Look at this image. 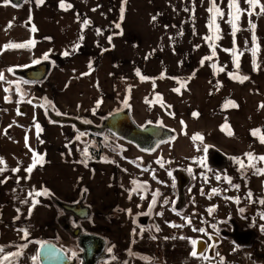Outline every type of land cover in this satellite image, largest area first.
<instances>
[{
  "label": "crops",
  "instance_id": "obj_1",
  "mask_svg": "<svg viewBox=\"0 0 264 264\" xmlns=\"http://www.w3.org/2000/svg\"><path fill=\"white\" fill-rule=\"evenodd\" d=\"M12 2L19 7L3 6L0 0V73L4 76L0 80V158L5 162L0 168L6 169L0 173V180L4 181L0 183V248L4 249L0 258L20 252L17 247L29 242V238H34V242L3 264H39L38 242L67 240L55 224L57 208L51 199L76 204L83 198V206L90 212L86 224L97 227L95 232H87L106 239L111 249L110 260L105 264H135L134 252L148 250L123 242L119 224L107 218L119 205L116 163L79 160L74 128L57 122L81 119L97 124L104 116L123 109L138 125L160 120L165 123L151 102L159 97L167 103L161 93L142 94L143 114L134 113L135 107L127 99L130 94H126L134 84L149 86L154 79L186 84L181 91L187 94L172 96L190 99L186 118L192 125V137L201 134L203 145L232 160H246L245 153L264 156L259 136L252 135L254 129L264 135V108L259 107L264 104V13H260L259 6L251 10L244 0H239L241 9L253 14L243 12L233 33L228 23L233 18L229 15L233 11L228 7L229 0H216L224 15H217L211 27V18L216 15L207 11L212 7L211 0H64L71 5L67 10L60 7L61 0H44L39 6L35 0ZM260 4L264 5V0ZM85 20L89 21L86 26ZM249 22L255 25L254 29ZM33 25L36 32L31 31ZM29 40L36 42L34 47L4 48ZM210 45L215 46V56L201 65L204 57L212 56ZM253 48L257 49L255 57ZM66 51L69 55H64ZM46 53L48 58L44 59ZM40 63L49 64L43 82H19L14 77L16 70ZM220 67L225 70L220 72ZM228 73L249 79L240 83ZM141 76L148 79L142 80ZM12 82L19 83L17 89ZM228 101L238 107H225ZM167 104L172 113L169 124L175 125L180 118L174 104ZM193 112L198 116L194 117ZM181 120L184 125L179 129L170 128L177 132V138L191 144L193 139L186 137L187 124ZM225 123L233 135L221 130ZM36 124L41 129L39 138ZM181 130L185 135H181ZM29 148L44 157L43 164H37L31 173L25 171L32 164L33 152ZM16 168L19 171L13 172ZM43 189L50 195L35 197L39 203L29 214V193ZM26 221L32 231H27L24 239L23 232L12 228L25 227ZM244 255L245 264H260L259 253L254 249ZM198 259L197 264H206L202 257Z\"/></svg>",
  "mask_w": 264,
  "mask_h": 264
},
{
  "label": "flooded vegetation",
  "instance_id": "obj_2",
  "mask_svg": "<svg viewBox=\"0 0 264 264\" xmlns=\"http://www.w3.org/2000/svg\"><path fill=\"white\" fill-rule=\"evenodd\" d=\"M19 71L22 70H16L13 73L14 77L19 82L37 83L24 80L17 75ZM11 85L13 88L17 89L19 83L12 82ZM17 92L19 91L17 90ZM162 101L164 106H161L158 97H154L151 102L163 112L161 114H165L168 118H171V108L168 107L169 105L163 99ZM123 111L129 114L132 122L139 128L156 126L161 127V129L172 131L173 134L171 139L157 145L155 150L149 154V152L142 151L134 144L123 142V140L119 139L107 129L98 133L97 131L87 130L88 128H101L107 117ZM59 120L61 119H58L57 122H59ZM67 120L76 122L80 128L74 124H64L71 125L76 134H86L87 137L83 144L86 146V154L85 150L81 152L79 160L86 163H105L114 161L117 165L116 186L119 191V205L108 214L107 218L109 220H115L119 224L122 233L123 224L130 221L132 224L134 223L137 225L134 229L128 231V239L125 242L127 244L130 243L133 248L146 247L148 250L134 252L133 259L136 262L135 264H172L169 261V257H166V244L179 243L181 241L187 243L190 249L189 256L191 257L193 251L191 240L193 239L198 241L195 250L202 251L201 254H197V256L193 257L203 258L205 256L210 261L209 264H217L216 261H213L217 258H221L220 256L223 255H226L225 258H228L227 256L230 255L231 257H237L241 260L240 264H245L244 254L251 248L259 253L260 264H264V240H258L251 231L240 229L238 223L234 222L232 219L217 220L216 218L214 222L211 221L212 217L209 215L208 209H214L211 212V216H213L220 207L218 204H215L216 200L230 202L228 196L229 194L231 195L233 191L234 174L240 172L239 166H235L237 162H234V160L227 155L220 153L211 146L207 153H205L203 151L205 145H203L200 140H191L189 141L191 144H185L186 141L177 139V132L166 126L162 120L156 122L148 121V123L138 125L132 119L128 110L122 109L108 114L97 122V124H92L89 121L81 119ZM181 135H185L184 130H181ZM90 137L91 139H97V141L91 140ZM112 140H114V142ZM101 141L108 148H111V145L115 147L112 148L115 152L113 159L104 153L105 150L102 144H100ZM76 142L75 136V143ZM262 145L264 146V144ZM126 146L127 148H125ZM79 148L80 147L76 145L78 155L81 151ZM127 153H130V155ZM158 160L163 163V167H161L160 163H157ZM200 161H203V166ZM151 166L155 169L153 172L150 171ZM145 168H147L148 171H144ZM189 169H191V172L188 171ZM169 172L172 173L171 176L168 175ZM153 176H155V179ZM217 176L220 177L219 180L216 179ZM226 177L231 178V184L228 183ZM133 181L138 183H133ZM126 188L129 189L128 193H126ZM212 189H217L218 194H213ZM202 191L203 194H201ZM154 193H158V195H156V203L151 207V210H149V205L152 203ZM123 196H125V200L128 199V196L131 198L133 197V203L128 208L121 204L124 202ZM141 197H143V199H141ZM81 199L80 205L85 208L83 206V198ZM165 200L168 201L167 204L164 203ZM143 201H145V203H143ZM204 202L206 203V207L203 208V205H205ZM210 203H213L212 206H210ZM61 205L72 206L64 202H62ZM232 205L234 206L235 204L232 203ZM201 207L203 209H201ZM177 208L179 210L178 212L176 211ZM60 209L65 210L61 207ZM128 210H131V212L129 213ZM67 212L80 220L75 214L69 211ZM131 213H134V216H131ZM157 213H162V215H158ZM177 213L180 214L178 215ZM89 217L90 212L88 210L87 218ZM129 217L131 218L129 219ZM183 217L190 218L191 223H186ZM85 220L87 221L88 219ZM63 224L67 228L69 227L66 221H64ZM171 225L183 226L173 227ZM213 225L227 227L229 230L217 231L214 229ZM193 228H203L206 234L193 231ZM87 235L96 234L80 232V236ZM209 237H211V240H209ZM75 241L78 248L75 255H73L74 251L71 248H60L56 241L45 242L43 244H50V246L62 250L69 260L75 259L76 264H81L79 255H81L82 251L78 246L77 239H75ZM255 243L259 245V249L253 248ZM210 245H214V247H210ZM107 246L106 241L103 251L105 259L100 261L99 264H105L110 258ZM172 249L167 252L168 255H170V252L172 253ZM218 252H220L219 256H217ZM179 254L180 251L178 252V255ZM251 258L254 259V255H251Z\"/></svg>",
  "mask_w": 264,
  "mask_h": 264
},
{
  "label": "rangeland",
  "instance_id": "obj_3",
  "mask_svg": "<svg viewBox=\"0 0 264 264\" xmlns=\"http://www.w3.org/2000/svg\"><path fill=\"white\" fill-rule=\"evenodd\" d=\"M151 57V56H149ZM142 82L138 83V84H134L130 90L126 93V94H130L128 96V100L132 102V104L134 105V113H137L139 115V113L143 114V106H142V102L143 99L140 98V96L142 94H164L165 95V100L167 101V103H171L174 104V111L177 113L178 118L177 122L175 125H170L169 121H168V117L164 114H162V118L165 121V124L168 125L169 127L173 126L174 128H180V126H183L184 123H181V119H183L185 121L186 128H187V138H192V125L190 124V122H188L187 118H186V113L188 112V110L190 109V99L188 97H186V100L183 99H178L172 96V94H187V93H182V87L180 86L179 83L175 82V81H157L156 79L152 80L151 83H149V86H143L142 87ZM170 86H172L170 88ZM174 88H180V92L177 93L175 91H173ZM137 94V95H135ZM157 108V113H163L162 111H160V109L156 106ZM76 145L77 147H80L79 149L81 150L79 153V156H81V152H83L85 150V147L83 144L85 143L87 137L86 134L81 135V134H76ZM79 136V139H77V137ZM91 139V137H90ZM177 139L183 140L182 137H178ZM93 141H97V139H91ZM114 142V140H112ZM100 144H102L103 148H104V153L107 154L111 159H113L114 157V146L111 148L106 147L103 142L101 141ZM125 146V145H124ZM127 148V146L125 147ZM80 159V157H79ZM234 162H236V160H234ZM245 167L242 169L240 167V165L237 163L235 164V166H239L240 168V172L239 173H235V179L233 182V185H239V188L233 187V191L232 194L228 196V199H230V202H225V201H221V200H216L215 204H218L220 207L219 209H217L218 211L216 212V214L213 216L210 215L211 221L216 220H226V219H232L234 222L238 223L239 228L243 229V230H248L253 232V234L257 237L258 240H264V231H262V227H264V219L261 218V213H264V204H261L259 201L264 200V175H259V174H254V169L251 167H248L249 164V160L246 159L243 161ZM253 163H255L256 168H262L264 169V161H253ZM149 165V163H148ZM155 169L151 166L150 167V171L153 172ZM242 171V172H241ZM128 175V174H127ZM128 178V177H127ZM129 192V189L126 188V193ZM249 193H251V197H249ZM48 196H46L47 198ZM124 197V202L121 203L124 207L128 208L129 206H131V204L133 203L132 198L131 197H127L128 199L125 200V196ZM237 198L238 201L237 202ZM51 201L54 203L55 207L57 208V220L55 221V224L59 227V230L62 231L63 236L66 237V241H61L60 238H57L56 241L57 245L60 248H64L66 249L67 247L71 248L74 253H76L78 251V248L76 246V241L75 238L71 235L72 232H74L76 229H79L80 232H87V231H96L97 227H93L92 225H90V227L86 224V220H82V219H77L76 217H74L73 215H71L70 213H68L65 210L60 209V204L62 202L58 201V200H52ZM143 203H145V201H143ZM232 203H234L235 205L233 206ZM205 205H203V208L206 207V203L204 202ZM213 203H210V206H212ZM67 205H74V204H70L67 203ZM209 206V205H208ZM201 207V209H203ZM243 208L244 211L241 212L240 209ZM177 212L179 211L178 208L176 210ZM131 216H134V213H131ZM131 217H129L130 219ZM89 220V218H87ZM66 221L67 224L69 225V227L67 228L66 226H64L63 222ZM124 222V221H123ZM25 227H14L12 228L15 231H32V227L28 226L26 224L29 223V221L24 222ZM126 223V222H125ZM213 224V223H212ZM135 226H137L136 224H132V222H127L126 224H123V233L121 236V240L123 242H125L128 239V231L130 229H134ZM215 230L220 231V230H229V228L227 227H221V226H215L214 227ZM9 232V231H8ZM11 233V232H9ZM29 242H27L26 244L23 245H19L17 248L19 249L20 253L22 252V249L24 247H27L30 243L34 242V238H29L28 239ZM106 240V239H105ZM37 243V242H35ZM45 243L44 241L42 242H38L37 245H39V247ZM173 248V249H172ZM255 249H259V245L258 244H254ZM108 249V246H107ZM166 249L167 252L172 249V253L170 252V255L167 254L166 252V257H169V261L172 264H197L198 262V257H193V256H189V247L187 245V243L185 241H181V242H175V243H169L166 244ZM180 251V254L178 255V252ZM175 252V253H174ZM108 253L110 254V252L108 251ZM174 253V255H173ZM237 253V252H236ZM235 253V254H236ZM220 255V252H218L217 256ZM237 255V254H236ZM111 257V256H110ZM172 257V258H171ZM221 258H217L219 261H223V264H240V259H238L237 257H231L227 256L228 258H225L226 255L220 256ZM217 259H215L213 262L216 261L217 264H221V262H219ZM110 260V259H109ZM108 260V261H109ZM203 262H205L206 264H209L210 261L207 259V257L205 258V256L203 257ZM107 263V262H106Z\"/></svg>",
  "mask_w": 264,
  "mask_h": 264
},
{
  "label": "snow or ice",
  "instance_id": "obj_4",
  "mask_svg": "<svg viewBox=\"0 0 264 264\" xmlns=\"http://www.w3.org/2000/svg\"><path fill=\"white\" fill-rule=\"evenodd\" d=\"M25 2H27V0H25ZM126 2H127V0H124V3H126ZM244 2H245L246 4L249 5V8H250L251 10H254L257 6H259V7H260V13H264V5L260 4V0H244ZM35 3L37 4V6H39V5H42V4L44 3V0H35ZM211 4H212V7H209L207 11H208L209 13H213V12H214L216 15H213V16H212V18H211V23H210L209 27H211V24H212V23H215V20H216V16H217V15H219L220 17H223V15H224V13H223V12L220 10V8L216 5V0H211ZM9 5L12 6V7H19V5L13 3L12 0H3V6H9ZM60 7L63 8V9H65V10H67L68 8L71 7V5H70V4H67V5H66L65 2H64V0H61V2H60ZM228 7H229L230 9L233 10V11H231V12L229 13V15L232 16L233 18L230 19V20L228 21V23L232 26L233 33H235V31L237 30L236 21L239 19L240 15L243 14V12H245V11H247V14H248L249 16H251L253 13H252V11L245 10V9H241V7H240V3H239V0H229ZM94 10H95V9H94ZM123 11H124V9H123V7H122V8H121V19H123ZM153 19H155V17H153ZM88 23H89V21H87V20L83 21V24H84L85 26H86ZM249 23H250V27H251L252 29H254V28H255V25H254V24H251V22H249ZM8 27L11 28V27H12V24L9 23ZM116 27L119 28L120 25L117 24ZM217 27H218V25H217ZM31 31H32V32H36V31H37V29L35 28L34 25L32 26ZM97 33L100 34V33H99V30H97ZM108 39H109V42H111V37H109ZM205 39H211V37H205ZM255 39H256V38H255V36L253 35V42H255ZM35 43H36V42H35L34 40H29V41H28L27 43H25V44H15V43H11V44L5 45L4 48L7 49V48H25V47H34ZM77 47H78V46H77ZM210 47L213 48L212 56L204 57V58L201 60V65H203L204 60H210V59H212L213 56H215V46H214V45H210ZM256 50H257L256 48H253V49H252V54H253L254 57H255V54H256ZM225 51H230V50H225ZM233 54L235 55V53H233ZM64 55H69V53L66 51V52H64ZM43 58H44V59H47V58H48V54L46 53V54L44 55ZM34 62L38 63L39 61H34ZM253 63H254V68H255V61H254ZM212 67H213L214 69H216V68H217V65L213 64ZM236 67H237V69L239 68L238 57H237ZM89 68H91V64H89ZM218 70H219L220 72H223L225 69H224L223 67H220ZM9 71H12V70L9 69ZM136 74H137L138 76H140V73H139L138 70H137V73H136ZM83 75H87V73H85V74H83ZM228 75H229V77L232 78V79H238L240 83H243L245 80L249 79V77H247V76H242V77H241V76H239V75H234L233 73H228ZM3 79H4L3 73H0V80H3ZM141 79H142V80H146V79H148V78H147V77H143V76H141ZM181 87H186V84L181 83ZM5 91H8V90L5 89ZM173 91L179 93V92H180V88H174ZM5 99L7 100L8 98L5 97ZM158 99H159V102L161 103V106H164V105H163V101H162V99H160L159 97H158ZM28 102L31 103V101H28ZM100 103H101L100 101L97 102V107H99V104H100ZM125 103H126V102H125ZM146 103H149V101L146 100ZM229 104H231V106H233V107H238V106L235 104L234 101H228V102H226V104H225L224 106H225V107H228ZM41 107H43V105H41ZM168 107H170V106H168ZM259 107L264 108V104H261ZM56 114H57V115H61V113H59V112H57ZM192 115H193L194 117H196V116H198V113L193 112ZM181 123L183 124V121H181ZM35 127H36V129H37V137L39 138V132L41 131L40 126H39V124H36ZM221 130H222V131H226V132H227V135H229V136L233 135V133H232V131L230 130V128H229V126L227 125V123H225V125H222V126H221ZM81 135H83V134H81ZM252 135H254V136H259L260 142H261L262 144H264V135H261V134H260V129H254V130H252ZM77 139H79V136L77 137ZM192 139H193V141L200 140V141L202 142V141H203V136H202L201 134H195V135L192 137ZM41 143H42V141H41ZM26 147H27V137H26ZM209 147H210V146L205 145L204 148H203V151H204L205 153H207ZM198 150H199V149H198ZM29 151H32V152H33V156H32V164H31L29 167H27V168L25 169V171L28 172V173H31V172L33 171V168H35V167L37 166V164H40V165L43 164V162H44V157H43V155L38 154V153H36L35 151H33L31 148H29ZM85 154H86V150H85ZM245 156H246V157L248 158V160H249L248 167H251V168L254 169V174L264 175V169H262V168H256L255 163H253V161H256V160L264 161V156L255 157V156H253L252 153H245ZM233 159L236 160V162L240 165V167H241L242 169L245 167L244 162H243L242 160H240L239 158H233ZM4 163H5V162H4L3 158H0V165H3ZM157 163H160L161 167L164 166L163 163H162L160 160H158ZM200 163H201L202 166H203V161H200ZM85 166H87V165H85ZM5 170H6L5 168H0V173H2V172L5 171ZM12 171H13V172H17V171H19V168L12 169ZM144 171H148V169L145 168ZM188 171L191 172V169H189ZM168 175L171 176L172 173L169 172ZM153 178L155 179V176H153ZM216 179L219 180L220 177L217 176ZM226 179H227L228 183L231 184V178H227V177H226ZM3 182H4V181L0 180V183H3ZM133 183H138V182L133 181ZM233 187L239 188V185H233ZM85 191H87V190L85 189ZM212 193H213V194H218V190H217V189H212ZM201 194H203V191H202ZM41 195H50V193H49V191H48L47 189H43L42 191H36V192H30V193H29V196L32 197V200H31V205H32V207L29 208V214L31 213L32 208H34V207L36 206V204L39 203V201H38L37 199H35V197H38V196H41ZM156 195H158V193H154V194H153V200H152V203L149 205V210H151V207L156 203ZM249 197H251V193H249ZM141 199H143V197H141ZM24 202L27 203L28 201H24ZM237 202H239V201H238V198H237ZM259 202H260L261 204H264V200H261V201H259ZM164 203L167 204L168 201L165 200ZM173 210H175V209H173ZM213 210H214V209H212V208L208 209V211H209L210 214H211V212H212ZM128 211H129V213L131 212V210H128ZM240 211L243 212L244 209L241 208ZM17 212H19V209H17ZM157 214H158V215H162V213H157ZM177 214L179 215L180 213H177ZM260 215H261V218L264 219V213H261ZM18 218H19V217H17V219H18ZM183 219H185L186 223H188V224L191 223V219H190V218H188V217H183ZM171 226H173V227H182L183 225H171ZM213 227H215V225H213ZM157 230H159V229H157ZM192 230H193V231H198V232H201V233H205V229H203V228H200V229L193 228ZM261 230L264 231V227H262ZM205 234H206V233H205ZM27 237H28V232H27V231H24V232H23V238H24V239H27ZM209 240H211V237H209ZM191 243H192V245H193V251H192L191 254H192V256H197V251L195 250V246H196V244L198 243V241L195 240V239H193V240H191ZM210 247H214V245H210ZM3 251H4V249H3V248H0V252H3ZM108 251L110 252L111 249H108ZM20 254H21L20 252H16V253H9V254L3 256L2 258H0V264H3L4 261H8V260H9V257L18 256V255H20ZM73 255H75V253H73ZM205 258H206V257H205ZM32 259L35 261V260L37 259V257L34 256V257H32ZM221 264H223V261H221Z\"/></svg>",
  "mask_w": 264,
  "mask_h": 264
},
{
  "label": "water",
  "instance_id": "obj_5",
  "mask_svg": "<svg viewBox=\"0 0 264 264\" xmlns=\"http://www.w3.org/2000/svg\"><path fill=\"white\" fill-rule=\"evenodd\" d=\"M13 1V0H12ZM23 0H19L21 3ZM48 64L40 63L30 68L24 69L17 73L18 76L29 82H40L45 79L48 73ZM59 122L74 124L78 128L79 125L71 120L61 119ZM105 129L112 132L123 142L136 145L139 149L145 152H153L157 145L171 139L173 132L167 129H161L156 126H145L139 128L136 126L127 112H118L107 117L102 124L101 128L94 129L88 128L89 131L102 132ZM61 208L69 211L80 219L84 220L88 217V209L83 208L80 203L72 206L59 205ZM71 235L77 239L78 246L81 249L79 259L81 264H99L100 261L105 259L103 251L106 245V240L97 235L80 236V230L76 229ZM202 251H197L201 254ZM39 264H76V260H69L66 254L50 244L41 245L38 252Z\"/></svg>",
  "mask_w": 264,
  "mask_h": 264
}]
</instances>
